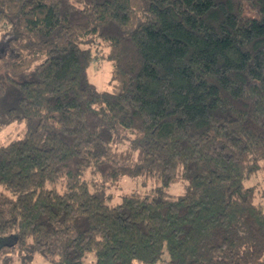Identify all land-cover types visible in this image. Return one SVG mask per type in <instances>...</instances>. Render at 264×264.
I'll use <instances>...</instances> for the list:
<instances>
[{
  "label": "trees",
  "instance_id": "trees-1",
  "mask_svg": "<svg viewBox=\"0 0 264 264\" xmlns=\"http://www.w3.org/2000/svg\"><path fill=\"white\" fill-rule=\"evenodd\" d=\"M0 24V131L25 124L0 144V264H264V0H0ZM88 173L162 185L112 205Z\"/></svg>",
  "mask_w": 264,
  "mask_h": 264
},
{
  "label": "rangeland",
  "instance_id": "rangeland-1",
  "mask_svg": "<svg viewBox=\"0 0 264 264\" xmlns=\"http://www.w3.org/2000/svg\"><path fill=\"white\" fill-rule=\"evenodd\" d=\"M6 29L4 25L0 24V41L5 38ZM5 40V39H4ZM91 47L94 52V60L91 64L89 71V79L96 85L99 90L106 91L111 90L114 85V75H113V65L108 60L102 58L104 53V46L101 45L98 41H95L94 44H91ZM25 133V124L14 122L8 125L6 128L0 131V144L8 143L22 137ZM127 147L126 144L119 143L117 149L122 151ZM87 179L92 181L99 182L101 185L100 191H95L100 196L105 197L109 204L115 205L122 200V196L126 193H140L147 194L151 189L161 186V181H158L154 178H146L143 176H130L123 175L116 181L112 180H103L99 176L94 177L90 173L86 176ZM251 185H254L255 190L257 191V201L264 203V172L260 171L254 175L250 182ZM4 190V186L0 183V191ZM167 191L170 194H183L186 191V183L177 182L171 183L167 187ZM1 244V243H0ZM15 260L12 264H26L23 260L15 256ZM95 259L93 255H88L86 263H89ZM163 259L155 264H166L163 262ZM27 264H47L46 260L40 255L36 254L31 263Z\"/></svg>",
  "mask_w": 264,
  "mask_h": 264
}]
</instances>
